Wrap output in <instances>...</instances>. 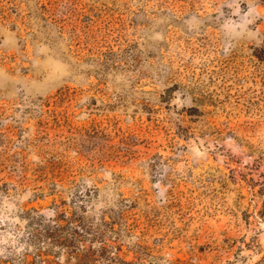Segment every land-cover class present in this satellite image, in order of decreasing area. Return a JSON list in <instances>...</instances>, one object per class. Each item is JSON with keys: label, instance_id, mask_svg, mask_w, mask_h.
Segmentation results:
<instances>
[{"label": "rangeland", "instance_id": "1", "mask_svg": "<svg viewBox=\"0 0 264 264\" xmlns=\"http://www.w3.org/2000/svg\"><path fill=\"white\" fill-rule=\"evenodd\" d=\"M264 0H0V264H264Z\"/></svg>", "mask_w": 264, "mask_h": 264}, {"label": "trees", "instance_id": "2", "mask_svg": "<svg viewBox=\"0 0 264 264\" xmlns=\"http://www.w3.org/2000/svg\"><path fill=\"white\" fill-rule=\"evenodd\" d=\"M259 57L264 59V40H263L262 45H261V48H260V55H259ZM123 263L128 264L127 262H124V261H123Z\"/></svg>", "mask_w": 264, "mask_h": 264}]
</instances>
